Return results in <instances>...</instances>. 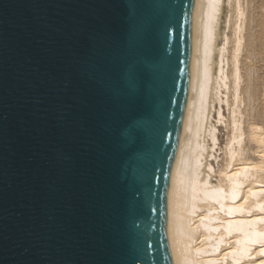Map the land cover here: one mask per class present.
I'll list each match as a JSON object with an SVG mask.
<instances>
[{"label":"water","instance_id":"1","mask_svg":"<svg viewBox=\"0 0 264 264\" xmlns=\"http://www.w3.org/2000/svg\"><path fill=\"white\" fill-rule=\"evenodd\" d=\"M197 7L0 0V264H180Z\"/></svg>","mask_w":264,"mask_h":264},{"label":"bare ground","instance_id":"2","mask_svg":"<svg viewBox=\"0 0 264 264\" xmlns=\"http://www.w3.org/2000/svg\"><path fill=\"white\" fill-rule=\"evenodd\" d=\"M224 4L225 0H198L193 78L172 189L180 264H264V163L241 157L247 135L240 66L246 11L242 0H233L229 52L231 37L225 29L224 42L217 44ZM213 97L219 104L217 124L210 121ZM223 103L230 114L227 163L214 183L217 170L208 158L217 159L218 126H227ZM252 130L248 137L263 148L264 157V127Z\"/></svg>","mask_w":264,"mask_h":264},{"label":"rangeland","instance_id":"3","mask_svg":"<svg viewBox=\"0 0 264 264\" xmlns=\"http://www.w3.org/2000/svg\"><path fill=\"white\" fill-rule=\"evenodd\" d=\"M242 2L245 7L246 18L244 28L245 39L240 56L241 73L243 75L242 98L244 102L241 105V111L242 120H244L243 126H245L244 129L247 135L245 139L246 141L243 145L244 154H242L241 157L243 159L245 158L247 160L264 163V157L261 154L263 148L258 146L255 141L248 137L250 132L253 131V126L258 125L264 127V0H242ZM232 3L233 0H225L220 28L217 34V44L219 45H222L224 42L223 38L221 37L222 31H224V29L231 37V42L228 47L229 52H232L231 50L233 48L234 18L231 16ZM231 20L232 22H229ZM229 56L231 57V53ZM213 99L214 97L211 99V101L213 104H215V106L214 108L212 107L210 121H212V123H215L214 121H216L217 124V106L219 108V104L217 105V102H214ZM229 99L231 102V96ZM223 104L224 107L222 111H224V115L226 117L225 119L227 120V126L226 123L223 124V126H218L219 144L215 149L216 151H214L218 156L217 159L211 156L208 158L209 162H212L217 170V177L213 176L214 183L216 181L218 182L219 170L225 167L227 163L226 144L228 142L230 133V126L228 125V118L230 117V114L227 105L225 103ZM243 159H241L238 163H241ZM261 256L262 255H259L258 257Z\"/></svg>","mask_w":264,"mask_h":264}]
</instances>
